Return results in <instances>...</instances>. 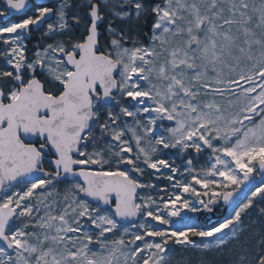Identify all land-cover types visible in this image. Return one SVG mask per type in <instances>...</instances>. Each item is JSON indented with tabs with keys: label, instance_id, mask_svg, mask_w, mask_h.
I'll return each mask as SVG.
<instances>
[{
	"label": "snow or ice",
	"instance_id": "1",
	"mask_svg": "<svg viewBox=\"0 0 264 264\" xmlns=\"http://www.w3.org/2000/svg\"><path fill=\"white\" fill-rule=\"evenodd\" d=\"M0 264H264V0H0Z\"/></svg>",
	"mask_w": 264,
	"mask_h": 264
}]
</instances>
